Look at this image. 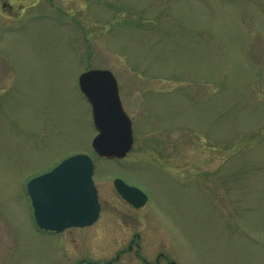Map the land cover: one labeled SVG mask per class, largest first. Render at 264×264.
<instances>
[{
    "label": "rangeland",
    "instance_id": "obj_1",
    "mask_svg": "<svg viewBox=\"0 0 264 264\" xmlns=\"http://www.w3.org/2000/svg\"><path fill=\"white\" fill-rule=\"evenodd\" d=\"M20 4L0 10V264H264V0ZM92 69L113 74L133 146L94 160L93 225L40 231L25 187L93 153Z\"/></svg>",
    "mask_w": 264,
    "mask_h": 264
},
{
    "label": "water",
    "instance_id": "obj_2",
    "mask_svg": "<svg viewBox=\"0 0 264 264\" xmlns=\"http://www.w3.org/2000/svg\"><path fill=\"white\" fill-rule=\"evenodd\" d=\"M78 83L91 105L93 126L98 132L92 141L94 152L107 159L123 158L132 146V130L112 73L87 71L79 76ZM92 173L91 158L77 154L27 183L25 190L38 228L60 233L71 227L90 226L97 220L100 207ZM114 187L135 208L147 201L142 191L120 179L114 180Z\"/></svg>",
    "mask_w": 264,
    "mask_h": 264
},
{
    "label": "flooded vegetation",
    "instance_id": "obj_3",
    "mask_svg": "<svg viewBox=\"0 0 264 264\" xmlns=\"http://www.w3.org/2000/svg\"><path fill=\"white\" fill-rule=\"evenodd\" d=\"M20 3H22V0H0V9L4 11L7 8L8 9H15V7L21 8ZM128 249L131 250L132 245H130Z\"/></svg>",
    "mask_w": 264,
    "mask_h": 264
}]
</instances>
